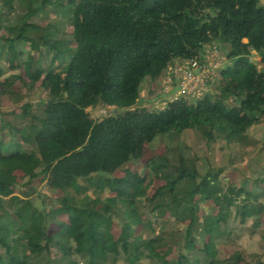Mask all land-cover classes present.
Returning <instances> with one entry per match:
<instances>
[{"label":"trees","instance_id":"16d2710c","mask_svg":"<svg viewBox=\"0 0 264 264\" xmlns=\"http://www.w3.org/2000/svg\"><path fill=\"white\" fill-rule=\"evenodd\" d=\"M16 1L1 0L11 11ZM20 1L24 11L16 23L0 19V32L6 30L0 88L13 94L19 79L29 90L39 84L48 99L22 104L16 121L0 118V264H80L75 258L82 264H212L217 242L231 233V217L253 218L254 227L264 222V168L247 188L223 184L222 169L201 175L181 154L177 161L148 156L144 173L128 167L157 136L186 129L208 141L250 144L247 131L264 116V0H67L70 39L31 21L50 0ZM16 42L32 51L46 48L45 54L26 56ZM211 44L228 47L230 61L219 72L217 93L181 96L162 109L135 106L144 81L158 82L174 61H200ZM252 50L260 68L249 58ZM2 58L22 73L3 77ZM98 104L115 112L95 120L87 108ZM16 171L27 183L41 176L60 191L57 205L40 210L16 194ZM154 179L161 183L147 196ZM142 197L158 216L168 212L184 225L180 249L187 253L169 257L175 244L163 229L148 237L136 233L138 225L154 231L138 213ZM208 202L213 211L201 213ZM122 209L126 220L114 236L113 218ZM243 261L235 252L223 264Z\"/></svg>","mask_w":264,"mask_h":264},{"label":"rangeland","instance_id":"374dc122","mask_svg":"<svg viewBox=\"0 0 264 264\" xmlns=\"http://www.w3.org/2000/svg\"><path fill=\"white\" fill-rule=\"evenodd\" d=\"M40 4L41 0H38V6ZM15 5L11 11L0 0V19L5 20V23L8 25L16 23L19 15L24 11L25 4L21 3L20 0H17ZM71 15V6L67 5V0H50L45 6L38 8L37 12L31 18V21L43 29L47 28V32L52 33L55 37L70 39L72 32ZM0 33L6 34V30L2 29ZM43 33L44 30H40L38 36ZM1 45V55L5 57L7 44L1 43ZM15 47L18 51L25 53L26 56L27 53H30L35 58L44 55L46 51V48L43 47L41 50L32 51L25 42H16ZM218 50L225 57L224 52L228 50V47L224 48L223 46V50L221 47ZM223 56L222 58L226 59ZM249 58L251 61L257 63L258 68H260V56L255 51H251ZM225 62L226 60L223 61L222 67H225L230 61ZM1 64L6 72L3 77L13 74L20 75L22 73L20 68L12 69L4 58L1 59ZM217 80L218 76L215 82L211 83L210 90L207 94L213 95L217 93ZM161 81L162 77L155 83L148 79L144 81L140 92V99L135 106L162 109L164 107L161 106L163 101H159L158 103L156 101L153 102V99L159 91ZM13 91V94L5 93L0 88V118L2 117L4 120L16 121L18 119L16 115L21 111V105L26 102L39 104L45 103L48 99L47 92L41 89L39 84L35 85L32 90H29L21 84L19 79L15 81ZM113 109V105L98 104L95 107L87 108V111L93 119L97 120L115 112ZM247 132L251 140L250 144H243L235 139L226 141L221 137H217L213 141H208L195 129H186L178 135L171 133L157 136L151 143L146 145V155L143 158L131 162L128 167L132 171L144 173L148 156L153 154H167L169 157H173L174 161H177V155L181 154L184 159L195 162L201 175H204L208 170L222 169L219 178L223 184L233 183L237 187L244 186L250 188L252 186V177H255L264 168V116L260 123L253 125ZM12 137L16 138L14 136H7V140L13 139ZM123 174L124 172L121 170L115 173L117 176H122ZM16 175L18 181L15 189L16 194L28 197L34 206L40 210H48L52 206L57 205V198L62 193L58 190H52L41 176H38L31 183H27L26 179L21 178V171H16ZM152 182V185L147 189V196L161 183L156 179ZM85 195L90 200L94 195L93 190H87ZM105 196L106 194L102 195V198ZM201 207V213L213 211L211 202L201 204ZM138 213L142 219L152 222L154 231L151 232L149 227L145 229L138 225L136 226L137 234L148 237L156 233H161L163 229L167 233L165 235L166 237L170 234L173 235L171 242L175 244H173L174 248L169 257L175 258L179 252L184 253L186 251V249H180V238L185 229L182 223H177L168 212L163 217L158 216L157 211L150 209L145 197H142L140 201ZM59 219L65 220L66 216H59ZM125 220L126 217L122 209V212L113 218L112 232L114 236H118L121 230V224ZM51 227L55 229L56 225L51 224ZM227 227L231 230V233L229 236H223L217 242V256L212 264H223V261L230 258L235 252H241L245 258V261L239 262L238 264H255L258 258L264 261V222L254 227L253 218H248L244 223H240L238 218L233 219L231 217ZM75 259L82 264L80 259ZM147 262V260L143 259L140 264H147ZM118 264H127V262L119 259Z\"/></svg>","mask_w":264,"mask_h":264},{"label":"built area","instance_id":"2783aa9c","mask_svg":"<svg viewBox=\"0 0 264 264\" xmlns=\"http://www.w3.org/2000/svg\"><path fill=\"white\" fill-rule=\"evenodd\" d=\"M222 56L216 45H208L200 61L196 59L174 61L166 69L153 102L163 101L161 106L165 107L167 103L181 96L192 99L204 97L209 92L211 83L219 76L223 61L228 62Z\"/></svg>","mask_w":264,"mask_h":264},{"label":"clouds","instance_id":"9594fccd","mask_svg":"<svg viewBox=\"0 0 264 264\" xmlns=\"http://www.w3.org/2000/svg\"><path fill=\"white\" fill-rule=\"evenodd\" d=\"M224 57V56H223ZM257 67H258V65H257ZM220 72V71H219Z\"/></svg>","mask_w":264,"mask_h":264}]
</instances>
